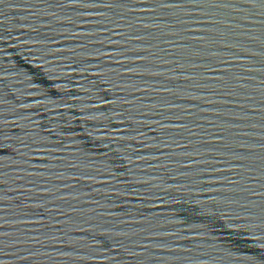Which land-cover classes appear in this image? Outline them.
<instances>
[{
  "label": "water",
  "instance_id": "95a60500",
  "mask_svg": "<svg viewBox=\"0 0 264 264\" xmlns=\"http://www.w3.org/2000/svg\"><path fill=\"white\" fill-rule=\"evenodd\" d=\"M0 264H264V0H0Z\"/></svg>",
  "mask_w": 264,
  "mask_h": 264
}]
</instances>
